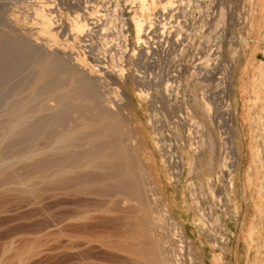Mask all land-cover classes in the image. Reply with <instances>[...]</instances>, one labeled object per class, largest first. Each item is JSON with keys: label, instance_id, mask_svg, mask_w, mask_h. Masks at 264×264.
Listing matches in <instances>:
<instances>
[{"label": "bare ground", "instance_id": "6f19581e", "mask_svg": "<svg viewBox=\"0 0 264 264\" xmlns=\"http://www.w3.org/2000/svg\"><path fill=\"white\" fill-rule=\"evenodd\" d=\"M76 1L75 3H77V6H80L79 3L81 2L79 1L78 3V1ZM113 1L114 0H112V2L110 0H99L97 1L98 4L96 3L97 5L95 7L92 6L97 10L91 12L87 10V6H84L85 9L82 7L83 9H81L83 10V13L80 15L77 14L72 20L70 19V31L68 33L69 37L65 39L66 42L64 41L66 44L62 43L63 41H60L61 43H59L58 38L60 39L59 36L64 31L62 27H60V24H57L55 16H53L52 13H47L49 9L47 6H45L46 3L42 1H38V8L35 10V14H33L35 15L37 24V27L35 26L34 29L37 30L36 32L34 31V34L30 33L29 35H26L23 33L17 34L16 32H14L13 29L17 26L16 24H20V22H17L19 21L17 19H15L16 22L13 20L15 24L12 21L13 25L15 26H12L13 29L11 31L6 32V30L0 28V199L5 198L6 196H11V199H7V202L0 203V240L2 241L0 245V258L6 257V254L13 252V256L20 260L21 257H23V255L27 253L26 248H13V242L15 243L14 239L17 238L18 240L20 239L23 242L25 241V243L32 240L33 243L39 241V243H43V241H45L46 243H48L49 247L51 244L52 247L50 248L46 249L44 247L46 251L45 249L42 250L43 253H50V251H56L57 249L58 252L60 250L64 251V248H66V251L68 250V252L72 253V255L75 256L73 258H78L77 262L73 261L76 262V264H103V262H107V257L104 255L106 252H104V250L107 249L109 250V252L107 251V254L110 253L111 255V258L109 257L110 261L113 260L115 264L116 262H119L117 264H120V262L124 264L126 263L125 260L129 258L133 259V261L129 260V262L127 260V264H131V262L132 264H186L185 262H187V260L185 261L184 259L185 252L187 251V249L190 252L191 247L193 246L192 242L191 240L187 239V232L185 233L184 228L180 226L181 224L179 225L178 223H176L169 210L164 209V214L163 211H158L157 214V211H154V209L151 207L154 205H156L155 207H157V204H154L153 201H150L149 198L151 189L149 192L148 181L150 180H146L148 175L140 166V161L138 162L139 157L137 158V153L134 151V148L136 146V137L130 130V125L128 126L126 124V119L122 113L123 111L121 109L120 103H118V99H116L118 97V86H120V83H123L125 81L124 79L126 74L124 73L125 70L123 66H121L122 61H120V59L117 60L116 54H118L119 58L120 55L124 54L111 53L110 64L108 66H103L101 57L103 53L101 52L106 53L107 50L100 47L95 48L94 46L96 45H83L94 36L99 37L102 35L100 39L103 40V38L106 37V30H109L111 37H113L115 33L118 36H122L121 38L125 37V35L121 31L116 32V30L114 29L118 24V22L116 23V20H118L119 18L117 19L118 15L116 17L114 16L115 14H113V11L115 10L113 8H117L116 6H119V4L116 5L115 3H117V1L115 0V3ZM132 1L138 4L140 14L138 12H135L129 18V20L134 28V32L136 35L135 38H137L138 43L145 46L148 41L147 31L150 27H152L153 23L151 21L152 19H150V17L152 16L151 12L157 1ZM110 7H113V11L110 10ZM101 9L104 10L106 14H103L104 12L100 13L99 10ZM118 9H116V12ZM120 10L121 9H119V11ZM109 11L110 13L112 11L113 15H110ZM128 12L130 11H127V13ZM147 12L148 15H146ZM120 16L121 14L119 15V17ZM145 16L149 17L147 21L144 18ZM121 21L124 24L120 25H122L121 27H124L126 22H124V19ZM120 25L118 27H120ZM9 28L6 29L9 30ZM33 35H37V37L35 36L36 38L34 37L33 39ZM68 38H70L73 43L68 42ZM86 38L88 39L86 40ZM80 44L84 47L82 53L79 52L81 55L79 54L74 56V52L70 53V51L67 49L72 45H75L76 47V45L79 46ZM64 46L66 47V49H64ZM80 47H77L78 50ZM79 51H81V48ZM142 58L143 56L141 57V59ZM206 58L205 61L204 59L201 60L204 61L202 65L204 64L208 68L207 64H205L207 60ZM145 66H149L148 63ZM151 66L152 65H150V67ZM205 66H199L198 69L205 68ZM160 73L162 74V72ZM161 74H158V76L162 77ZM158 76L154 79L152 77H149L147 83L153 84V87L154 85L156 87H158L159 85L161 86L159 87L160 89L157 90H155L156 88L154 87L156 95L154 97L152 96V99L155 98V100L160 103L159 100H164L165 98L170 97V95L168 96V94L171 93L169 91L171 90L170 88L172 87V82L170 83L171 78L168 79L170 77L169 76L165 78L162 83V80L159 81ZM133 79L135 86H137L136 88H138L137 94H144V91H142L143 89L140 90L138 86L139 84H142V76L136 75ZM261 80H264L263 68L256 72V75L254 77L253 82H255V90H257L259 82ZM197 84L198 82L196 83L195 87H193V89L191 88L192 90H190V92H192L190 97L192 103L194 101L195 103L193 104L197 105L198 109H200L201 111L203 110V113L205 111L207 119L209 118V116H211L210 107L212 106L211 103H209L210 101H208V98L204 91V94H201L200 102L198 101V93L196 94V92H198L197 90L198 88L200 89V86ZM110 85H116L117 87L112 88L110 87ZM178 88L180 89L181 87ZM201 89L203 90L204 88ZM110 91H112L111 93L115 94L114 97L112 96L113 98H109L107 96V94H110ZM125 95L126 94H124V98L126 97ZM252 99L255 106H257L258 94L256 93L253 98H250L247 101L248 107H250ZM155 103L153 104L155 106L154 108H156L157 105H155ZM159 109L161 110V108ZM152 112H155V110ZM226 113H228V111ZM189 114L191 113L189 112ZM189 114H187L188 118L190 116ZM229 114L232 115L231 113ZM230 115L227 114L228 117ZM155 117H157V115ZM244 119L246 120L245 122L247 125L248 113L247 117L246 115L244 116ZM155 120V118L154 120L151 119V121L154 123L156 122ZM192 120L193 118L185 119V122L188 123L189 121H191V123H194L195 121L193 122ZM257 120V124L262 129L263 117L261 116ZM154 123H152V126H156L158 124L155 123L156 125H153ZM194 125L196 126V124ZM190 126L191 125H189V127ZM198 126L197 128H195L197 129L196 134H198V136H196V134L194 135L193 133V136L195 138H199L197 142L194 140L197 143V146L194 145V149L190 148L192 146V143L188 141L191 138H186L188 139V144H191L189 147H186L187 151H185V153H187V156H189L192 152L196 156V158L205 157V159L207 160L206 167L212 168V160L215 155L213 151L215 150V142H213L214 140H211L212 136H210L209 134H202L205 132L203 131L204 128H201L203 127V123H198ZM155 139L157 141L155 143L158 145V148H160V153H163V157H165L166 161H168L170 169L174 168L171 167L172 165H179V167H181L180 171H182L183 161L181 156H175V153L171 151V148L168 145H162V136L160 134H158V136L156 134ZM191 140L193 141V138ZM181 144L180 146L183 147V144L185 143H183L182 145ZM185 146H187V144ZM227 149L228 148H224V152H226ZM248 151L251 157L249 163H257L253 159V156L256 155L257 157H260V153L262 152H260L257 147L251 146L250 143L248 146ZM235 157L236 156H234V160L232 162H229L227 154L226 159H224L225 161L223 160L222 162V167L218 170L219 174L216 175V179H213L211 177L214 182L216 180L215 183H217V178L219 176H222L223 178L227 177L225 178L226 180L224 179L227 191L225 193H233L234 190L231 173H234L232 167L235 168L236 164L238 163V160L235 159ZM175 168L174 170H172L175 171ZM210 172L213 173L212 170ZM173 174L174 176H176L174 172ZM204 174L206 175V173ZM222 177L221 179H223ZM212 179H207V183H205V181L204 183L206 184V193H209L210 196L214 198V196L216 195V186L213 185L214 183ZM202 186L203 185L200 184V190H202V188L204 189V186ZM212 186H215L214 189ZM219 187L221 189L222 185H219ZM218 188L216 189L218 190ZM220 189L219 192H221ZM222 192H224L223 189ZM192 193L194 194V192ZM221 195L219 196V199H217V201L219 200L218 203L221 202ZM193 196H195V194ZM88 197L94 198V202H92V204L90 202L89 204H98V206L94 205V207H92L91 205H89V199L87 200ZM224 197L225 201L222 202L225 203L229 198L227 195H225ZM95 199L97 200V202L99 199L101 201L105 200L106 204H104L105 202L96 203ZM99 204L100 206L102 204L104 206H107H102L106 209H104L103 211V208L101 207V209L96 211L95 207L99 208ZM223 204H218V206H225V204ZM88 205L89 207H92L94 213L97 212L96 214L99 213L98 211L102 210L103 213L107 214V217H109V214L111 213H115L117 215V212L121 213V215L118 214L120 215L119 217L115 215L117 219L115 217L111 218L112 215L114 216V214L110 215L109 218H111L112 221L114 219L116 220V222H113L114 225L112 226V229H109L110 227H107L106 230V227H104L106 224H104L103 226V222H100L102 224L101 227H103L106 231L103 230V233L99 232V234H97L98 231H96V226L94 225L96 230L92 228L93 225L91 223L94 224L95 222L90 221L93 215L91 217L92 209L90 208L89 211ZM21 212H26L29 216H26L27 218H25V216L21 218V222L25 221L26 223H24L25 226L23 225V223H20L22 224L21 226H23V229L19 232L16 231V228L19 227L20 224L19 226L16 225L15 228L12 225L13 223H11L13 228L16 229V232L13 231L14 229H10L13 234L12 235L9 230L10 226H6V220L8 219H6V217H10L11 215L16 216V214L18 215V213ZM101 215H103L102 212ZM19 216L21 215L19 214ZM94 217L92 218V220L96 219H94ZM103 217H105V215H103ZM23 218H25V220ZM98 218L96 219V221L98 220ZM100 218L102 217L100 216ZM103 221L105 223L107 222L106 219H104ZM7 222H9V219ZM12 222L14 221L12 220ZM6 227L8 228V232L12 235L11 239L7 238V240H9L7 242L6 235L8 234L9 236L10 234L6 232ZM91 228L95 232H92L93 230L91 231ZM155 231L156 236L155 238H152ZM254 231L255 230L252 229L251 232L253 233L249 234L250 240H252L254 234H256V231ZM201 232L203 233V230ZM62 237L66 240H64ZM114 237H116V239ZM113 238L115 239V241L118 238V245L117 243L114 244L115 241H112ZM140 238H142L143 240H141ZM220 238H222V236H220ZM60 239L64 240L65 242H61ZM50 240L55 244V246L53 245V243H50ZM129 240L133 242L130 243L128 242ZM138 240L142 243L138 242ZM119 241L122 243L119 244ZM93 242L95 246L98 243L97 245H100L101 247L99 248L96 246L95 248L93 244L91 246V243ZM123 242L125 245H127L122 246ZM134 242H136V245L138 246H135ZM62 243L64 244V247L62 246ZM130 244H134L132 245V247L135 248L131 247V249H129L131 246ZM36 245H38V243ZM140 245L142 247L145 246V250H140L142 249ZM88 247L90 249L87 252ZM91 247H94L96 249V253L97 251H99V249L101 250V248L105 247L106 249H102V252L100 251L101 255H98L90 251L92 249ZM132 249H135L136 251L138 249L140 250V252H136L135 250L133 251ZM89 252L92 253V256L96 254L95 256H101V258L102 256H105L106 259L103 258L105 261L102 262L100 261L102 259L97 258L98 262H96V257L93 256L95 258L92 259V256H90V258L92 259L91 260L90 258H88L90 254ZM85 254H88V257ZM187 258L193 260L191 257H186V259ZM113 262L111 264H113ZM193 263L196 264L195 262ZM197 264L200 263L197 262ZM201 264L206 263L202 262Z\"/></svg>", "mask_w": 264, "mask_h": 264}, {"label": "rangeland", "instance_id": "374dc122", "mask_svg": "<svg viewBox=\"0 0 264 264\" xmlns=\"http://www.w3.org/2000/svg\"><path fill=\"white\" fill-rule=\"evenodd\" d=\"M38 1H42V2L46 3L45 6H47L49 9L47 11V13H52L53 16H55V20H56L57 24H60V27H62V29L64 31L62 34H60V36H59L60 39L58 38V41H59V43H61L63 41L62 43L66 44L65 39L67 37H69L68 33L70 31V29H69L70 19L72 20L77 14H79V15L82 14L83 13L82 9L84 8V6H87L88 7L87 10H89L90 12L97 10L94 7L98 4L97 1H99V0H77L78 3H79V1L81 2V3H79L80 6H77V3H75L76 0H63V1L62 0H0V28L6 30V32L11 31L13 29L12 26L13 27L15 26V25H13V23L15 24V22H16L15 19H17V20H19L17 22L18 23L20 22V24L19 25L16 24L17 26L14 27V29H13L14 32H16L17 34L23 33L26 35H29L30 33L34 34V31L36 32V30H37V29L34 30L35 26L37 27V24H36V20H35V15H33V14H35V10L38 8L37 7ZM68 1L69 2L71 1V2L69 3ZM107 1H109V0H107ZM110 1L112 2V0H110ZM116 1H117V3H115V2L114 3L116 5L119 4V6H116L117 8L110 7L111 8L110 10H112V11H113V9L115 10V11H113V14H115L114 16L116 17L118 15L117 19L119 18L118 20H116V23L118 22V24H117L116 28H114V29L116 30V32L121 31L125 35V37L121 38L122 36L116 35L115 32L114 33L116 36L114 35L115 37L114 36L111 37L109 30L108 31L106 30L107 31V32L105 31L106 37H104L103 40L100 39L102 35L99 37L97 36L98 38L96 36H94L92 39L87 41L88 43L85 42L83 45H85V44L86 45L87 44L93 45V46L96 45V46H94L95 48L100 47V48L107 50L106 53L101 52V53H103L101 56L103 66H108L110 64L111 53L124 54V55H120V58H119L118 54H116L117 60L120 59V61H122L121 66H123V68L125 70L124 73H126L125 79H124L125 81L123 83H120L119 84L120 86H118L119 87L118 97L116 99H118V103H120L121 109L123 111L122 113L126 119V124L128 126L130 125L129 128L134 133V136L136 137V146L134 148L135 149L134 151L137 153V154L135 153L137 155V158L139 157L138 162L140 161L139 162L140 166L145 170V172L148 175L146 180H150V181H148L149 192H150V189L152 192V194H151V192L149 193L150 201L152 200L154 204H157L158 208L159 207H161V208H159V210H158V208L155 207L156 205L151 206V207L154 209V211H157V214H158V211L162 212L164 209L169 210V212L171 213V215H172L173 219L176 221V223H178L179 225L181 224L180 226L184 228L185 233L187 232L186 237L188 236L187 239L191 240L193 246L191 247L190 252L188 249L185 252L184 259H185V261L187 260V262H185L186 264H190V263L192 264L193 262H195L196 264H197V262L200 264L202 262H205L206 264H228L229 262H228V260H224V256L228 252V247L231 245L232 240L235 239V234H234L232 228L236 227V225L238 224V222L240 220V210H239V206H238L237 201H236L238 168L240 167V161L243 158L244 153L246 151L248 152V156H250L249 151H248L249 143L251 146L257 147L260 150V152H262V153H260V155H261L260 157H257L256 155L253 156V159L257 163H255V164L249 163L250 165L248 164V166H247V169H248L247 183L249 184L251 192L256 193L255 196H252V204H255V203L259 204V203L264 201V180H263L264 179V131H263L264 130V94H263V97L261 96V93L264 92V84H263L264 80H261L259 82V86H258L257 90H255V82H253L255 75L254 76L251 75L252 77L247 75L248 66H245L243 68L244 74L241 76L240 81H239L240 82L239 86L237 83V74H238V70L240 69V64H241L242 60L246 57L248 50L250 49V47L253 45V43L255 41L256 27H257L256 26L257 14H260L261 18H262V19L260 18L261 21H258L259 25L261 24V22L264 18V6H262V5L260 6L258 3H256V0H212V2H208L207 0L203 1V2H198V1L194 2L195 0H191L192 2H190L189 4L184 3L182 5V7H183V9H182L183 19H185V22L188 25L187 33L189 34L186 46H189V48L191 47L192 52L190 51V49H188L187 51H184L185 66L181 69L180 80L177 81L175 78L172 79V76H170V77L168 76L169 77L168 79L171 78V80H172V81H170V83L172 82L171 83L172 87L170 88L171 90L169 91L171 93L168 94V96L170 95V97L165 98L164 100L163 99L159 100L160 101V103H159L157 100H155V98L152 99V96L154 97L156 95L155 90L160 89L159 87H161V86L159 85L158 87H156L154 85V87L156 88L155 89L153 87V84L147 83V80L149 79V77H152L153 79L157 78L158 74H161L160 72H162L161 71L162 69H160V70L159 69H157V70L156 69H149V68H147V67H150L149 64H148L149 66H147V67L145 66L148 63V57H146V55L149 53V51L145 50L143 45H140L138 43L137 38H135L136 35L134 32V28L131 25L130 20H129V18L135 12L139 13L138 4L134 3L132 0H116ZM156 1H157L156 5L152 9V12H151L152 16L150 17V19L154 20L155 18L160 17L159 21L162 23L161 12H162V7L164 6V0H159V1L156 0ZM181 1L186 2L189 0H181ZM165 2H166V5L170 4L169 0H165ZM69 6H70V8H69ZM90 6L91 7L94 6V7H92L93 9ZM118 7L121 10L123 9L122 10L123 13L121 12V10L119 11ZM102 9H104V8H102ZM102 9L99 10V12L100 13L104 12L103 14H106V12ZM116 9H118L117 12H116ZM193 9H195V10H193ZM112 11H111V13L109 11L110 15H113ZM127 11H130V12L127 13ZM120 14H121V16L119 17ZM146 15H148V12L146 13ZM193 15L199 16V18L196 22L197 23L196 28H194V25L191 27V23L194 22V20L192 19ZM32 16H34V17H32ZM10 17H11V20H10ZM5 18L7 19V21ZM144 18L146 21H147V19H149L148 16H145ZM123 19H124V22H126L125 26H124L125 28L121 27L124 24L121 21ZM12 21H13V23H12ZM6 22L9 24H7ZM120 24H122V25H120ZM119 25L121 28L118 27ZM6 28H9V30ZM64 28H65V30H64ZM108 32H109L110 37L108 36ZM35 36L37 37V35H33V39ZM107 36H108V38H107ZM117 36H118V38H117ZM112 38H114V39H112ZM127 38H128V40H127ZM143 38H145V37H143ZM87 39L88 38H86V40ZM115 39H117V40H115ZM68 42L73 43L70 38H68ZM83 45H81V44L79 46L76 45V47H75V45H72L67 49L70 51V53L74 52L73 55L75 56V55H79L80 54L79 52L82 53V51L84 50ZM77 47H80L81 51H79L80 48L78 50ZM196 48L198 49L197 50L198 53L197 52L195 53ZM64 49H66L65 46H64ZM115 49H116V51H115ZM203 49L204 50L207 49V51L204 52L203 56H202ZM108 50H110V51H108ZM137 54H139V55H137ZM196 54H198V55H196ZM142 56H143V58L141 59ZM197 56H199L198 58H200L201 62L196 59ZM208 57L210 59H208ZM205 58L207 59L205 64H207L208 68L204 64L202 65V63L205 61ZM201 59H204V61ZM186 60H188L187 64H186ZM191 60L193 61L192 66H190V64H189V63H191L190 62ZM145 61H147V62H145ZM196 62H198V63L195 65ZM199 64H201L203 67L205 66V68H200L201 70L198 69L199 66L202 67ZM209 65H210V67H209ZM260 69H262V68H254V71L256 70L258 72ZM263 69H264V66H263ZM136 71H138V72H136ZM254 71H253V73H254ZM134 73H135V75H134ZM136 75L142 76V80H141L142 84H139V85L137 84L139 86V89L140 90L143 89L142 91H144V94H142V95L137 94L138 88H136L137 86H135V84L133 82L134 81L133 78ZM158 77H159V81H161L162 77H160V76H158ZM204 77H206V78H204ZM197 82H198L197 85L200 86V89L198 88V90H197L198 92H196V94L198 93L197 94L198 101L200 102L201 94H204V92H205L206 96L208 98V101H210L209 103H211V106H212V107H210L211 116H209V118H207V119H206L207 116L205 115V111L203 113V110L201 111L200 109H198L197 105L193 104L195 102L193 101V103H192V100L190 97L191 92H192V91L190 92V90H192L193 87H195ZM160 84H161V82H160ZM193 84H194V86H193ZM185 86H187V87H185ZM110 87L116 88L117 86L116 85H110ZM178 87H181V88L179 89ZM238 87H239L240 95H241L240 101L237 100ZM201 88H204V89L202 90ZM111 92L112 91L109 92L111 95L107 94V96L109 98H113L115 96V94H113ZM248 93H249V96L247 95ZM256 93L258 95H260V100H257V103H258L257 106H255L254 101L252 99L251 105H250V107H248L247 106L248 102L244 101L243 98H245L246 96L249 98H253L256 95ZM124 94H126L125 98H124ZM122 96H123V99H122ZM162 96H163V94H162ZM125 99H126V101H125ZM151 100L154 102H152ZM155 101H156V103H155ZM219 101L220 102L222 101V102L220 103ZM154 103H155V105L156 104L157 105L159 104V105L158 106L156 105V108H154L155 107L153 105ZM239 103H240V108H239ZM184 104H186V105H184ZM152 106H153V108H152ZM247 107H248V109H247ZM159 108H161V110ZM185 108H187V109H185ZM156 109H158V110H156ZM228 109H230V110H228ZM242 109L245 110L246 113L248 112V123H247V125L243 121V118H242ZM154 110L157 114L155 112H152ZM227 111H228V113H226ZM189 112L191 114H189ZM152 113L154 114V117H153ZM223 113H225V114H223ZM229 113H231L232 115H230ZM155 114L157 115L158 118L155 117L156 116ZM187 114L190 115L189 116L190 119L193 118L192 121L193 122L195 121L194 123H191V121L188 122L189 124L187 122H185V119H189L187 117L188 116ZM227 114L230 116L228 117ZM150 116H152V117H150ZM192 116H194V117H192ZM233 116H235V117H233ZM261 116L263 117V123H262V129L263 130L257 124V121H258L257 119ZM225 117H227V118H225ZM154 118L156 119L155 120L156 122L158 121L157 122L158 124L155 122L157 125L151 121V119L154 120ZM157 119H159V120H157ZM152 123H154L153 125H156V126H152ZM198 123H200V124L203 123V127H201V128L202 129L204 128L203 131L209 132V133L204 132L202 134H204V135L209 134L210 136H212L211 140L212 141L214 140L213 142H215L214 143L215 144L214 149L217 151L213 150L215 155L213 158L214 161L212 160V165H211L212 168L206 167L207 160L205 159V157L204 158H196V156L191 152L189 155L191 157L190 158L189 156H187V153H185V151H187L186 147H189L191 143H192L191 144L192 146L190 148L194 149L195 146H197L196 142L199 140V138L196 137V138H198V139H196L193 136V133H194V135L197 133L196 132L197 129H195V128H197ZM150 124L155 130L150 126ZM194 124H196V126ZM189 125H191V126L189 127ZM198 127H200V126H198ZM156 134H157V136H158V134H160L162 136V142H163L162 145L163 144L168 145L171 148V151L173 153H175V156H177V155L181 156L182 161H183L182 171H180L181 167H179V165H175V166L172 165L171 166L174 168L176 167L175 171H173L174 168H172L173 170L170 169L168 161H166L165 157H163V155H162L163 153H160V148H158V145L155 143V142H157L155 139ZM196 136H198V134H196ZM186 138H189V139L193 138V141L191 139L188 141V139H186ZM185 141L186 142L188 141L191 143L188 144V142L186 143ZM259 141H260V143H259ZM181 142H182V144L185 143V144H183L184 145L183 147L180 146ZM169 143H171V144H169ZM186 144H187V146H185ZM260 147H261V149H260ZM224 148L225 149L228 148L227 149L228 151L226 150V152L228 154L229 162H232L234 160V156H236L235 159L238 160V163L236 164L235 168L232 167L234 173H231L232 174V182L234 184L233 193H225V192H227L226 191V185H225L226 184L225 178H227V177L223 178L221 176L223 178V179H221V177L219 176L217 178V183H215L216 180H215V182L213 180V179H216L215 178L216 175L219 174L218 170L222 167L221 165L223 164L222 163L223 160L226 159L227 154H226V152H224L225 151V150H223ZM223 155H225V156H223ZM192 158H194V159H192ZM174 164H177V163H174ZM168 168L170 169V171ZM210 169L213 171V173L210 172L211 171ZM201 171H202V173H201ZM173 172L175 173L176 176H174ZM204 173H206L207 176ZM207 179H212V181L214 183L213 185H215L216 188H218L219 185H222L221 189H220V187L218 188V190L215 188V191H216L215 194L216 195L214 196V198H212L209 193H206L207 190L205 189V186H206L205 183H207ZM261 180H262V182H261ZM204 181H205V183H204ZM199 182H200V184H202L204 186V189L202 188V190H200ZM191 184H192V186H191ZM194 184L197 186H195ZM260 185H261V187H260ZM215 186H212L213 189ZM198 188L200 191L198 190ZM219 189L221 192H219ZM222 189L224 192H222ZM192 192H194L195 196H193L194 194ZM218 194H220V195L222 194L221 195L222 197H220L221 198L220 203H218L219 200L217 201V199H219V196H220ZM224 194L227 195L229 198L228 201L225 203L222 202V201H225V197H224L225 195ZM152 195H153V197H152ZM6 197L0 199V203H5V202H7V199L8 200L11 199V196H6ZM194 197L197 199H195ZM153 198H154V200H153ZM2 200H4V201H2ZM87 200H88V204L90 202H91V204H92V202H94L93 197L92 198L88 197ZM102 201L99 199L98 202L96 200V203H104L105 202L104 204H106L105 200L103 202ZM157 202L159 203V205ZM223 203L225 204V206H220ZM91 204H89V205H91ZM218 204H220V205L218 206ZM89 205H88L89 211H90V208L92 209V207H94V205L98 206V204L91 205L92 207H89ZM99 206H100V204H99ZM102 206L107 207V206H104L102 204L99 208L95 207L96 208L95 210L97 211V210L101 209ZM207 207H209V208H207ZM104 209H106V208H103L102 210L104 211ZM210 209L212 210L213 213L211 212ZM102 210L98 211L99 212L98 214H96L97 212L94 213L93 209L91 211L92 212L91 217H92V215H93V217L95 216L94 219L95 218L97 219L99 217L97 220L98 225H97L96 219L92 220L93 217L90 219L91 222H93V221L95 222L94 224L93 223H91V224L93 225L92 228H94V230L97 229L96 230V231H98V233L96 232L97 234H99V232L101 233L104 230V228L101 227L102 222H103V226H104V224H106L104 226V227H106L105 228L106 230H107V227H110L109 229H112V226L114 225L113 222H116V220L114 219L112 221L111 218L115 217L117 219L116 216L119 217L121 215V213H118V212H117V215L115 213H111V214H114V216L112 215V217L109 218L111 214L108 213L109 217H107V214L103 213ZM224 210H226V211H224ZM101 212L103 215H105V217H103V215H101ZM225 212H227V213H225ZM21 213H18V215L16 214V216L11 215L10 217H6V219L8 218L9 222H10V223L7 222L8 219L6 220V226L7 227L10 226L9 230L12 228L11 230L14 229L13 231H15L17 229L16 231L19 232L23 229V226H21L22 224H20V223H23V225L25 226L24 223H26V222L25 221L21 222L22 221L21 218L23 216H25V218H27L29 215H27L28 213H26V212H21ZM164 213L165 212L163 211V214ZM19 214L21 216H19ZM118 214H120V215H118ZM100 216L102 218H100ZM12 217H14V218H12ZM25 218H23V219L25 220ZM216 218H217V220H216ZM99 219H102V220H99ZM104 219H106V221H107L106 223L103 221ZM261 219H262V221H264V215L263 214H261ZM12 220L14 222H12ZM90 221H89V224H90ZM207 221H209V222H207ZM11 223H13L12 225L15 228H16V225L19 226V224H20L21 228L19 226L15 229V228H13ZM94 225L96 226V229H95ZM7 227H6V230L8 229ZM210 227H211V229H210ZM92 228H91V231L93 230ZM99 228H100V230H99ZM11 230H10V232H11ZM94 230L92 232H95ZM106 230H104V231H106ZM202 230H203V233L201 232ZM251 230H250V232H251ZM6 232H8V230ZM15 232H13V233H15ZM250 232H249V234L253 233V232H251V233ZM11 234H12V232H11ZM11 234L9 236H8V234L6 235L7 236L6 242L9 241V240H7V238L11 239V237L13 235V234L12 235ZM155 236H156V231L154 232L152 238L153 237L155 238ZM218 236H219V238H220V236H222V238L219 239ZM114 238L116 239V237H114ZM114 238L112 239L113 242L115 241ZM140 239L143 240L142 238H140ZM16 240H18V239L17 238L14 239L15 243L13 242V248L14 247L16 249L26 248L27 253L25 255H23V257H21L20 260H18L17 258H15L13 256V252H11L12 254L8 253V254H6V257L0 258V264L1 263L2 264H76V262L78 261V258L77 259L73 258L75 256L72 255V253L68 252V250L66 251V248H64L65 252L60 250V248H59V250H60L59 252L57 251L58 250L57 249L56 251H52L53 253L51 251H50V253H48V252L43 253L42 250H44L45 248L47 249V248L52 247V245L50 243H53V242L51 240H50L51 242L49 241L50 247L48 246V243H46L45 241H43V243L42 242L39 243L40 241L33 243L32 240L30 239L31 241L25 243V241L23 242L20 239H19L20 241L19 240L16 241ZM64 240H66V239H64ZM64 240L60 239V241L61 242L63 241V243L65 242ZM117 240H118V238H117ZM117 240L114 242V244L117 243V245H118ZM139 240H138V242L142 243ZM104 242H106V241H104ZM128 242L132 243L133 241L129 240ZM214 242H215V244H214ZM221 242H225V243H221ZM1 243H2V241L0 240V245H1ZM37 243H38V245H36ZM120 243H122V242L119 241V244ZM134 243H135V246H138V245H136V242H134ZM41 244H43V245H41ZM92 244H93V246H95L94 242L91 243V246H92ZM97 244H96V246L100 248L101 246L100 245L98 246ZM123 244H124V242H123ZM123 244H122V246L127 245V244L126 245L125 244L123 245ZM53 245L55 246L54 243H53ZM130 245H131L130 248L128 247L129 249H131L132 245H134V244H130ZM54 246H53V248H54ZM62 246L64 247V244ZM96 246H95V248H96ZM89 247H90V245H89ZM89 247L87 249V252L90 249ZM91 248L92 249L90 251L92 253H96V249L94 247H91ZM104 248H101V250ZM132 248H135V247H132ZM145 248L146 247L144 246L140 250H145ZM192 248H193L194 252L192 251ZM46 249H45V251H46ZM101 250L99 249V251H97L96 254L101 255V252H102ZM140 250L137 249V251H139V252H140ZM107 251L109 252L108 249L104 250V252H105L104 255L107 257V259L105 258V256H102V258H101V256L100 257L95 256L96 254L93 255L96 257L95 258L92 256L91 252H89L90 253L89 257H88V254H85V255L88 258H90V256H92V259L95 258V261L97 258L102 259V260H100L102 262L105 261L104 259H106L107 262L105 261V263L103 262V264H106V263L111 264L113 262V260L110 261L111 255H110V253L107 254ZM36 252L37 253L39 252V253L37 254ZM57 252H58V254H57ZM60 252H61V254H60ZM62 252H64V253H62ZM136 252H133V253H136ZM41 253H43V254H41ZM53 254H54V256H53ZM63 254H65V255H63ZM186 257H191L194 261L190 260V258L186 259ZM98 259L96 262H98ZM108 260H109V262H108ZM127 260L133 261V259H130V258ZM127 260H125L126 263H124V264L128 263ZM73 261H76V262H73ZM188 261H189V263H188ZM117 263H119V262H116V264ZM113 264H115V262H113ZM120 264H123V263L120 262ZM131 264H132V262H131Z\"/></svg>", "mask_w": 264, "mask_h": 264}, {"label": "crops", "instance_id": "0c3cea01", "mask_svg": "<svg viewBox=\"0 0 264 264\" xmlns=\"http://www.w3.org/2000/svg\"><path fill=\"white\" fill-rule=\"evenodd\" d=\"M256 3L264 6V0H256ZM260 18L261 15L257 14L255 41L240 64V69L237 74L238 86L240 84V78L244 74L243 68L245 66H248L247 75L249 76L256 75L257 71H254V68H263L264 66V18L259 25L258 21H261ZM263 94L264 92L261 93L262 97ZM247 95L249 96V93ZM240 97L238 87V101H240ZM243 99L244 101H248L250 98L246 96ZM258 100H260V95H258ZM247 113L242 109L244 122L246 121L244 116L246 115L247 117ZM250 159L251 157L248 156V152L246 151L238 168L236 201L240 210V220L236 227L232 228L235 239L232 240L231 245L228 247V252L224 256V260H228V264H264V221L261 219V214L264 215V201L259 204H252V196H255L256 193L251 192L249 184L247 183V166ZM251 229L256 231L252 240L249 237Z\"/></svg>", "mask_w": 264, "mask_h": 264}, {"label": "built area", "instance_id": "2783aa9c", "mask_svg": "<svg viewBox=\"0 0 264 264\" xmlns=\"http://www.w3.org/2000/svg\"><path fill=\"white\" fill-rule=\"evenodd\" d=\"M196 2H203L206 0H195ZM212 2V0H207ZM170 4L166 5L164 0V6L162 7L161 20L155 18L152 20V27L148 29V41L147 44L143 47L145 50H148L149 53L146 55L148 57V64L152 67H147L149 69H162V82L168 76H172L177 81L180 80L181 69L185 66V55L184 51L192 48L186 46L188 33H187V23L183 19L182 5L185 2L181 0H169ZM191 0L186 3H190ZM199 16L193 15L194 22L191 23V27L194 25V28L197 27V20ZM190 27V28H191ZM192 46V45H191ZM144 50V49H143ZM195 49V53L197 52ZM207 49H203V52H206ZM199 56L196 57L200 61ZM209 58V57H208ZM210 59V58H209ZM188 60H186L187 64ZM190 66L193 65V61H190ZM198 63V62H197ZM196 63V64H197ZM195 64V65H196ZM174 79V80H175ZM172 81V80H171Z\"/></svg>", "mask_w": 264, "mask_h": 264}]
</instances>
